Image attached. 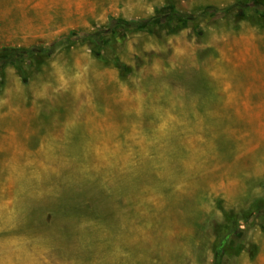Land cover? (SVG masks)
<instances>
[{"label":"rangeland","instance_id":"rangeland-1","mask_svg":"<svg viewBox=\"0 0 264 264\" xmlns=\"http://www.w3.org/2000/svg\"><path fill=\"white\" fill-rule=\"evenodd\" d=\"M69 35L0 71V264H264V0H0Z\"/></svg>","mask_w":264,"mask_h":264},{"label":"trees","instance_id":"trees-1","mask_svg":"<svg viewBox=\"0 0 264 264\" xmlns=\"http://www.w3.org/2000/svg\"><path fill=\"white\" fill-rule=\"evenodd\" d=\"M244 6H246V4L238 2V3L231 4L229 6H226L222 9H218L216 7H207L203 10V12L201 13V16L207 15V14L219 11V10L228 11V10H231L234 8H236L238 10H243ZM173 15H176L177 17H180V18H188L189 17L187 15L186 16L185 15H179L178 13H173ZM191 18H194V17L191 16ZM189 19H190V17H189ZM146 23H143L142 21L127 22L125 20L111 19L106 28H100L98 31L100 33L102 32L103 35H108V34L114 32L115 28H118L120 26H122L123 28H127V29H130V28H132V29L133 28H135V29L148 28L149 22L147 21ZM74 38H75L74 35H69V36L59 38V39L53 41L47 47H32L30 49L13 50V51L1 54L0 55V71L2 72V66L4 64H7L9 62L18 63L22 60V57H30L34 54L51 55L55 52L56 48H58L62 45L70 44L72 42L71 40H73ZM83 38L90 39L91 41H96L98 38V34L97 33H91L89 35L84 36ZM98 43H99L98 44L99 46L103 45L102 41H99ZM95 54H96V56L100 55V53H98V52ZM231 224H234V226H235L234 231L239 230V225H238V222L236 220H231ZM230 234H232V232H230V233L225 232L219 236L218 242L216 243V247L214 249L213 264L219 263L220 255L222 254L225 246L228 244Z\"/></svg>","mask_w":264,"mask_h":264},{"label":"bare ground","instance_id":"bare-ground-1","mask_svg":"<svg viewBox=\"0 0 264 264\" xmlns=\"http://www.w3.org/2000/svg\"><path fill=\"white\" fill-rule=\"evenodd\" d=\"M94 158H95V157H94ZM48 159H49V156H48ZM48 159H47V160H48ZM19 168H20L19 166H16V167H15V171H19ZM13 254H15V253H13ZM18 264H25V263H24L23 261H22V263H21V261H20V262H18Z\"/></svg>","mask_w":264,"mask_h":264}]
</instances>
